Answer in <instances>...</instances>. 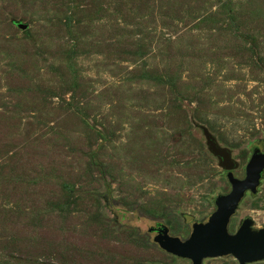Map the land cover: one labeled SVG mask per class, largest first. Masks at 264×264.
I'll list each match as a JSON object with an SVG mask.
<instances>
[{"label": "rangeland", "instance_id": "374dc122", "mask_svg": "<svg viewBox=\"0 0 264 264\" xmlns=\"http://www.w3.org/2000/svg\"><path fill=\"white\" fill-rule=\"evenodd\" d=\"M201 127L238 179L264 153V0H0V264H191L148 229L186 240L230 192Z\"/></svg>", "mask_w": 264, "mask_h": 264}, {"label": "water", "instance_id": "95a60500", "mask_svg": "<svg viewBox=\"0 0 264 264\" xmlns=\"http://www.w3.org/2000/svg\"><path fill=\"white\" fill-rule=\"evenodd\" d=\"M24 31L27 25L16 22ZM206 146L210 154L218 160V165L226 172L230 192L215 199L216 210L205 223H193L191 233L186 240L169 235L168 228L157 225L148 229L155 232L153 242L165 253L189 260L191 264H202L205 258H217L231 255L239 264L259 262L264 259V227L252 229V221L245 219L236 233L228 232V224L235 214L246 192L256 194L264 173V153L255 148L245 166L244 177H234L232 171L237 163L231 151L219 145L206 127H201Z\"/></svg>", "mask_w": 264, "mask_h": 264}, {"label": "trees", "instance_id": "16d2710c", "mask_svg": "<svg viewBox=\"0 0 264 264\" xmlns=\"http://www.w3.org/2000/svg\"><path fill=\"white\" fill-rule=\"evenodd\" d=\"M10 14L12 16H17V13L15 12H10ZM15 22V21H14ZM13 22V24H15ZM11 24L8 23V22H5V23H2V28L3 29H6L7 32H11ZM28 28V27H27ZM22 31V30H21ZM189 165V164H188ZM123 235L134 245H136L137 247H140L142 249H149L148 245L141 239H138V238H135L134 236V233L133 231H130V230H124L123 231ZM1 244H9L8 241H5V242H1L0 243V246ZM12 249V248H8L7 251H5V249H2V247H0V257L5 259V260H18L20 259L21 255L17 254V253H13V252H10L9 250ZM36 261V260H35ZM38 264H44V263H38ZM140 264V263H139ZM147 264V263H145Z\"/></svg>", "mask_w": 264, "mask_h": 264}, {"label": "flooded vegetation", "instance_id": "af4514ba", "mask_svg": "<svg viewBox=\"0 0 264 264\" xmlns=\"http://www.w3.org/2000/svg\"><path fill=\"white\" fill-rule=\"evenodd\" d=\"M253 149H255V148H253ZM152 233L154 234V236L156 235L155 232H152Z\"/></svg>", "mask_w": 264, "mask_h": 264}]
</instances>
